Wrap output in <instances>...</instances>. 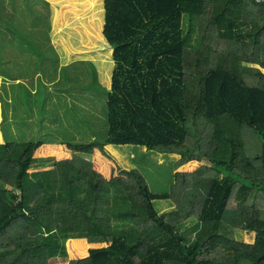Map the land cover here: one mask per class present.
Instances as JSON below:
<instances>
[{"label": "trees", "instance_id": "trees-1", "mask_svg": "<svg viewBox=\"0 0 264 264\" xmlns=\"http://www.w3.org/2000/svg\"><path fill=\"white\" fill-rule=\"evenodd\" d=\"M104 5L115 61L107 138L61 159L34 157L38 142L0 144V264H57L68 258L69 240L83 254L75 239L96 247L70 264H264V5ZM146 39L154 42L147 47ZM241 127L258 135L259 154H250ZM109 145L177 154V167L206 164L175 173L169 194L153 193L130 171L139 186L134 198L89 159L95 146ZM136 199L144 210H136ZM165 200L175 208L160 214L154 202ZM60 206L70 210L65 221L38 212ZM239 231L255 234V242L237 240Z\"/></svg>", "mask_w": 264, "mask_h": 264}, {"label": "rangeland", "instance_id": "rangeland-1", "mask_svg": "<svg viewBox=\"0 0 264 264\" xmlns=\"http://www.w3.org/2000/svg\"><path fill=\"white\" fill-rule=\"evenodd\" d=\"M55 1H59V6H63L64 14H61L62 9L59 6L52 5ZM106 1L26 0V6L34 5L35 14L29 17L28 23L19 24V30L25 27L27 39L33 42L34 69L17 73V85L0 88V144L22 145L38 142L44 146L37 147L34 157L55 156L61 159L70 155L63 150L53 149L56 146L66 147L73 157L79 155L75 150L77 147L105 142L106 102L111 90L115 64L114 48L105 36ZM177 7L178 4L174 5L175 9ZM187 18L182 13L180 29L187 31ZM1 19L8 21L5 17ZM4 25L0 22L2 47H5V43L7 45L8 39L2 38L1 34L10 30L12 24L7 25H10L9 29L3 28ZM199 34L202 33H196L191 45L200 38ZM151 42V39H146L145 46ZM37 49H42L43 54L36 51ZM7 57L5 56V59ZM1 58L2 56L0 60ZM2 70L7 71L8 77L16 73L10 70L8 63ZM239 130L247 147L248 144L251 147L250 154H259L262 141L258 135L247 127H241ZM247 136L251 139L250 143ZM89 159L105 179L124 181L134 198L139 196V186L136 179L129 174L130 171L142 175L153 193L169 194L175 173H192L206 164L191 161L195 164L187 166L191 163L188 162L177 167L179 155L150 151L140 146L109 145L104 149L98 147ZM154 207L158 213L166 214L172 211L175 205L171 200H165L155 201ZM135 208L144 210L139 199L135 201ZM45 210L40 209L38 212L50 215L57 222L65 221L70 212L64 206L46 212ZM55 212L58 214H54ZM192 222L190 219L187 226ZM236 239L254 243L255 234L239 231L236 233ZM73 241H78L83 254L77 256L75 245L69 240L66 243L68 258L59 259L57 264H70L73 260L85 258L88 251L96 247H88L83 239Z\"/></svg>", "mask_w": 264, "mask_h": 264}, {"label": "crops", "instance_id": "crops-1", "mask_svg": "<svg viewBox=\"0 0 264 264\" xmlns=\"http://www.w3.org/2000/svg\"><path fill=\"white\" fill-rule=\"evenodd\" d=\"M48 1V0H47ZM26 0H0V22L1 24H5L2 26L5 29H9L11 23V29L7 32H4L2 38L8 39V43L5 47L0 46V88L2 87H10V85L14 84L17 85L18 83V75L23 70L33 71V64H34V47L33 42L27 39V30L24 27L23 30H19V24L21 23H28L30 21L29 17H33L35 14L34 5L26 6ZM59 1H55L52 5L59 6ZM27 8V9H26ZM61 8V14L63 12V6H59ZM27 10L29 13H27ZM5 17L8 18L7 20H2L1 18ZM9 22V23H8ZM29 47V48H28ZM39 53L43 54L42 49H37ZM5 56H8L5 59ZM8 63L10 70H13L15 73L14 76L8 77L7 71L2 70L4 66ZM32 76V74H30ZM40 146H44L40 144ZM97 146L94 147V151H97ZM53 149H60L63 150L65 153L68 152V155L71 158L72 154L67 150L64 146H56Z\"/></svg>", "mask_w": 264, "mask_h": 264}, {"label": "built area", "instance_id": "built-area-1", "mask_svg": "<svg viewBox=\"0 0 264 264\" xmlns=\"http://www.w3.org/2000/svg\"><path fill=\"white\" fill-rule=\"evenodd\" d=\"M248 1H251L256 5H264V0H248Z\"/></svg>", "mask_w": 264, "mask_h": 264}]
</instances>
